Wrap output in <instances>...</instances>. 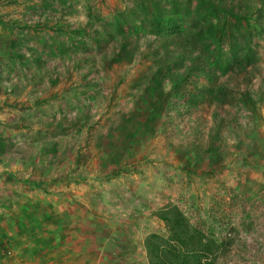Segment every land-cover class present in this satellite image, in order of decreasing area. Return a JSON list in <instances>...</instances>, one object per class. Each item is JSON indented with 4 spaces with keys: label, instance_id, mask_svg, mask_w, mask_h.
<instances>
[{
    "label": "rangeland",
    "instance_id": "rangeland-1",
    "mask_svg": "<svg viewBox=\"0 0 264 264\" xmlns=\"http://www.w3.org/2000/svg\"><path fill=\"white\" fill-rule=\"evenodd\" d=\"M146 1L0 0V264L96 262L95 234L150 264L171 206L218 241L210 264H264V0H225L248 7L250 102L208 87L223 103L194 113L182 64L211 11Z\"/></svg>",
    "mask_w": 264,
    "mask_h": 264
},
{
    "label": "trees",
    "instance_id": "trees-1",
    "mask_svg": "<svg viewBox=\"0 0 264 264\" xmlns=\"http://www.w3.org/2000/svg\"><path fill=\"white\" fill-rule=\"evenodd\" d=\"M173 3L175 6L178 5L176 2ZM150 4L149 0L145 3ZM202 5L211 11V16L208 19L205 17L207 21L203 19L192 27V38L201 41L207 37L208 40L200 43L195 51L188 54L182 64V78L189 80L185 81L187 86L182 92L183 98L189 102L184 112L189 110L190 113H194L216 102L220 105L223 103L222 100L215 101L213 95L206 94L208 87H211L210 92L216 91L217 96L226 89L230 94L243 96V102L249 103L248 82L251 81L250 77L255 71L256 64L255 58L249 54L248 31L252 24L248 18V7H243L238 1L225 3V0H199L196 3L197 7ZM153 18L155 25L158 24L159 31L162 30L160 28L163 24L171 22L169 19L157 22V18ZM204 49L210 50L208 52L210 61ZM173 55V60L179 62V59L176 61L178 52ZM218 64L222 69L230 67L226 85L219 81ZM203 77H211L212 84L203 86L201 81ZM220 116L223 119L224 115ZM158 216L165 222L168 235L159 233L150 235V239L154 235L151 242L146 244L147 250L150 251V264H210L206 259L208 253L219 246L216 239L205 238V234L199 228L192 227L176 206L168 207L158 213Z\"/></svg>",
    "mask_w": 264,
    "mask_h": 264
},
{
    "label": "crops",
    "instance_id": "crops-1",
    "mask_svg": "<svg viewBox=\"0 0 264 264\" xmlns=\"http://www.w3.org/2000/svg\"><path fill=\"white\" fill-rule=\"evenodd\" d=\"M81 236V235H80ZM96 238L92 237L91 239H96L97 241L102 242H96L98 245L93 246L92 249L93 252L98 258L96 259V262H93L92 260L87 258L88 254H80L84 253L81 249H71V253H68V255H62L63 253H57L58 255L55 256V263L56 264H147L145 262V256H143V250H141L138 254L135 249H132L131 247H125L124 243L121 242L122 238H112V246L111 248H108L106 244H104V240H106V235L102 234L101 236L96 235ZM132 236V235H131ZM68 238L71 241L77 240L76 233H67L64 236V240H67ZM89 239V236L86 238ZM60 243L55 245L56 247H59ZM141 244H139L140 246ZM65 247H62V250H64ZM141 249V248H140ZM88 250V249H85ZM138 256V261H137ZM72 259H69V258ZM144 257V260L143 258ZM81 259H85L84 263H81ZM73 260H78V262L75 263ZM129 260V261H127Z\"/></svg>",
    "mask_w": 264,
    "mask_h": 264
},
{
    "label": "built area",
    "instance_id": "built-area-1",
    "mask_svg": "<svg viewBox=\"0 0 264 264\" xmlns=\"http://www.w3.org/2000/svg\"><path fill=\"white\" fill-rule=\"evenodd\" d=\"M9 252V251H8Z\"/></svg>",
    "mask_w": 264,
    "mask_h": 264
}]
</instances>
